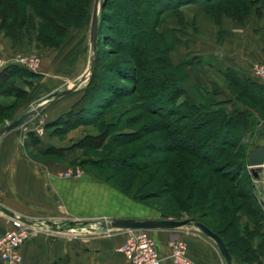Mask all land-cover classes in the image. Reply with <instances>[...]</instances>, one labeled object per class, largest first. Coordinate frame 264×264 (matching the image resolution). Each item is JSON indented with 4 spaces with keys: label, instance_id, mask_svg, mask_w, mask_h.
<instances>
[{
    "label": "trees",
    "instance_id": "1",
    "mask_svg": "<svg viewBox=\"0 0 264 264\" xmlns=\"http://www.w3.org/2000/svg\"><path fill=\"white\" fill-rule=\"evenodd\" d=\"M90 1L0 0V29L14 38L32 23V8L39 17L35 21L36 40L54 46L69 27L84 21ZM186 3L198 5L220 26L219 30L222 16L243 23L251 12L259 14L264 8V0H103L89 77L75 100L45 119L43 127L60 135L78 124L100 123L99 132H85L74 145L93 147L87 139H99L96 146L105 149L106 154L101 158L86 157L84 162L116 170L128 185L114 184L112 179L119 178L116 173L95 175L142 201L154 195L155 190L137 196L130 192V183L141 174L162 172V191L185 206L189 217L217 232L232 256L242 262H259L264 253V211L244 169L252 145L247 134L264 131V125H260L264 119V84L255 75H238L227 69V87L233 96L219 99L212 87L187 83V66L193 57L183 56L175 62L171 56L179 45L178 31L184 22L180 6ZM170 14L178 27H164ZM104 27L110 29L108 33ZM104 55L115 57L106 61ZM102 68L115 79L106 77ZM37 77L38 73L17 63L0 67L1 115L10 114L25 92L13 82L14 78L30 85ZM11 95L14 99L6 103L4 96ZM108 111L110 116L105 119ZM145 116L149 127L141 124L130 131L121 127L113 133L114 127L127 125V121L134 124ZM134 141L137 142L132 144ZM64 150L47 147L45 152L61 159ZM74 161L83 163L74 157L68 160L69 164ZM144 182L146 185L150 179ZM243 215L252 222V228L242 222ZM257 235L260 240L255 243Z\"/></svg>",
    "mask_w": 264,
    "mask_h": 264
},
{
    "label": "crops",
    "instance_id": "2",
    "mask_svg": "<svg viewBox=\"0 0 264 264\" xmlns=\"http://www.w3.org/2000/svg\"><path fill=\"white\" fill-rule=\"evenodd\" d=\"M180 9L184 22L178 31V46L184 56L193 57L187 66V83L212 87L219 99L232 97L225 70L254 76L253 70H245L247 65L264 60V8L259 14L251 12L243 23L222 16L221 30L198 5L186 3ZM163 24L164 27H178L172 14ZM13 47L0 31V57H9ZM46 54L50 60L56 56L52 62L41 63L38 69L32 70L39 77L29 88L30 100L57 90L72 75H80L85 61L89 59L86 55L90 52L85 54L83 45H72L49 49ZM65 97L61 95L50 101L45 114L51 117L57 114V110L53 109L66 102ZM261 124L264 125V121ZM37 127L18 130L14 127L0 134L1 205L30 219L52 221L64 217L100 219L113 216L151 217L155 214L153 208L91 172L81 170L75 177L62 176L61 171L70 165L68 160L75 153L64 150L60 159L52 152H45L46 148L67 147L83 135V124L68 128L62 136L49 133L43 125L40 130ZM258 132L260 130L252 132L253 136H259ZM250 177L255 197L264 211V167L258 180ZM6 219L0 211V233L8 224ZM241 220L252 228L253 224L247 216H242ZM85 226L91 229L59 232L40 226L20 245L22 257L18 264H125V256L119 247L127 236V229L103 228L98 222ZM151 230L162 253L168 252L169 239L180 237L186 241L187 254L193 264H226L215 242L192 224ZM259 240L260 236H255L254 242ZM163 264L176 263L166 258ZM232 264H264V253L260 254L259 262H242L232 256Z\"/></svg>",
    "mask_w": 264,
    "mask_h": 264
},
{
    "label": "rangeland",
    "instance_id": "3",
    "mask_svg": "<svg viewBox=\"0 0 264 264\" xmlns=\"http://www.w3.org/2000/svg\"><path fill=\"white\" fill-rule=\"evenodd\" d=\"M95 1L96 0H91L89 6H87L86 17H85L84 21L81 24H79L78 26L69 27L67 29L65 35L61 37L60 42L54 46L43 45L38 40H36V38H35V35H36L35 21H37L39 19V17L34 13L32 8H29L30 20L32 23L27 24L26 27L24 26L23 28L25 30L23 32L21 31V32L17 33L14 36V38H12L10 36H6L3 32V30L0 29V31L2 32V35L5 36L6 38H8L10 40V42L15 46V47L11 48V53H10L9 57H6L5 59H13L18 55H28V54L34 53L38 57V62H37V66H36V69H38V67L41 63L47 64L50 61L52 62V60L55 58L56 55L54 56V58H52V60H50V58H49L50 56L46 54V51L49 49H56V48L59 49L61 47L64 48L65 46H72V45H75V46L76 45H78V46L83 45L84 49H85V54L89 53L90 52L89 51L90 45H89V39H87V33H89L90 17H91L92 8H93ZM109 30L110 29H108V27H106L104 29V31H107V33L109 32ZM112 35H114V32H112ZM101 41H102V38H101ZM110 45H112V44H110ZM111 55H104L103 56L104 60L108 61L109 59H113V57H115V56H111ZM86 56H89V55H86ZM171 56H172L173 60L176 62V61L180 60V58L184 55L178 46V47H176L175 50L174 49L172 50ZM87 60H89V59H87ZM9 62L15 63L14 61H10V60L6 63H9ZM255 63H257V62H255ZM255 63H253L251 65L248 64L245 70L248 72L252 71V67ZM22 67H25V66L22 65ZM86 67H87V61H85L84 69H83V71H81V74L79 73L80 75H77V74L72 75L70 80L62 82L60 88L64 87L65 85H69L71 83H74V82L78 83V86L74 89H71L68 93L64 94V97L66 95V97L64 98V99H66L65 100L66 102H62L61 105L56 106V108L53 109V110H57V113L61 112L66 107H68V105L73 100H75V98L79 95V91H81V88L85 84L87 77H89V76H87L84 80L79 81V78L85 72ZM26 69L30 70L29 68H26ZM101 71H102V73H104V75L106 77L115 79V77L112 74H110L109 72H105V68H102ZM20 79L14 78L13 82L20 85L21 87H23V89H25V92L22 93V100L16 101V103L13 105V108L11 110L12 112L10 114H6L5 112L2 115L0 114V125L4 124L5 122H7L11 119H13L24 109L37 104L39 101H41L48 94V93H46L43 95H39L37 97L35 96L32 100H30V96L28 95L29 88L31 87L32 83L38 79V77L33 78V79L31 78L32 83L30 85H28V83H22V81ZM118 82H120V79ZM121 83H125V82L121 81ZM126 83H127V85H129V82H126ZM60 88H58V89H60ZM12 99H14L12 95L11 96H4V98H3V100L6 103L9 100L12 101ZM55 99H57V98H54L53 101ZM122 99H126V98H122ZM50 101H52V100H50ZM50 101L48 103H46L39 111H37L35 114H33L28 120H26L24 123L18 125L14 129H17V130L18 129H26V127L30 128L31 126L32 127L40 126V128H42L44 120L51 117L50 115H48V113L45 114V111H47V109H48L47 106L50 103ZM66 103H68V104H66ZM16 108L18 111L15 110ZM13 113H15V115ZM133 113L134 112H131V115H133ZM127 115H130V113ZM109 116H110V112L108 111L103 117H105V119H107ZM146 119H147V116L139 119L134 124H132V123L129 124V121H127L129 126H128V124L127 125L122 124V126L121 125L116 126L113 128V133L115 131H118V129H121V127H122V129H124L126 131H130L134 127L137 128L141 124L149 127L151 125L149 123L150 121H148ZM261 121H264V119H262ZM261 121H260V123H261ZM100 125H101L100 123H98V124L92 123V124L84 125L83 134L85 132L92 133V134L99 132V130L101 128ZM64 132L59 133L60 134L59 136H62ZM247 136L249 138L248 142H250V144H252L250 147H252L255 143H260L264 140V135H259V136L254 135L253 136L252 132L248 133ZM98 140L99 139L96 140V138L87 139L86 142L87 143H93V144H91V146H93V147L75 146L74 143L77 140L72 141L67 147H64L67 151H69V152L73 151V153H75L74 154L75 159L83 160V163H81L82 165H79L74 161V163H70V165H68L65 169L73 168L76 166L81 170H83L82 168H84V169H87V170L91 171L92 173L97 174L99 176H105L107 174L116 173L119 178H116L115 180L112 179L113 183L118 185V186L125 187L126 185H128V180L123 182L122 179L120 178V174L116 170H114L112 168H99V167H97V165L84 162V159L86 157H92V158H99L100 157L101 158L106 154L105 149L96 146L98 143V142L96 143V141H98ZM136 142L137 141H134L132 144H134ZM156 155L160 156L161 154L158 153ZM247 172L251 176L250 172L248 171V167L246 170L244 169V173H247ZM149 174L150 173H148V172L145 175L141 174L140 177L136 178V181L130 183L129 189H130V192L134 193L137 196L143 195V193H145L147 191L151 192L152 190H155L154 195H151L149 197H146L142 201H139L141 203H144L146 206L154 209L155 214L151 215V217H157L160 215V213H164V214H166L167 217H171V218L189 217V213L187 212V209L185 206L180 205V203H178L174 199V197L171 196V194L169 195V194L165 193L164 191H162V188L164 187V183L160 182V181H162V177L160 178L159 175H163V173L159 172L158 175L157 174L152 175V173H151V176H149ZM149 179H150V182H146V185H144V183H145L144 180L147 181ZM250 180H251V177H250ZM251 183H252V181H251ZM138 185H139V188H138ZM140 186H141V188H140ZM253 193H254V191H253ZM182 195H184V194L182 193ZM167 212L175 213L174 215H176L177 217H174L172 214H168ZM243 216H246V215H243ZM6 218H7V216H6ZM73 219H75V218L74 217L60 218L59 221H54L56 228H53V229L49 228L43 222L42 223L44 225L43 224L42 225L44 228L59 231V232H73V231H79V230L85 231L86 229H91V227H86L85 225L78 224V223L77 224H68V221L73 220ZM80 219H82V218H80ZM83 219L89 220L90 222L87 223L89 225L92 224L93 222L98 221V219L93 218V217L83 218ZM100 219H108V218H100ZM6 222H7V219H6ZM263 224H264V222H263ZM5 227H7V226H5ZM262 228H263V226H262ZM262 228H261V230H262ZM21 257H22V255H21ZM19 262L20 261H18L16 264H18Z\"/></svg>",
    "mask_w": 264,
    "mask_h": 264
},
{
    "label": "water",
    "instance_id": "4",
    "mask_svg": "<svg viewBox=\"0 0 264 264\" xmlns=\"http://www.w3.org/2000/svg\"><path fill=\"white\" fill-rule=\"evenodd\" d=\"M102 7H103V0H96L94 2L90 17V25H89V45H90L89 60H87L86 70L80 76L79 81H82L87 76H89L91 69L93 67L94 57L96 54L98 20ZM77 86L78 83L74 82L69 85H65L64 87L58 90L49 92L37 104L24 109L16 117L0 125V134L24 123L50 100H53L54 98H57L61 95H64L65 93H68L71 89H74ZM259 135H264V131H260ZM263 163H264V140L260 143H255L252 147L248 149L247 152L246 165L248 167V171L250 172L251 176L256 180L260 178V171L262 169ZM0 211L4 213L6 216L18 217L19 219H21L26 223H35L38 225H42L44 223L51 229L56 228L55 223L52 220L30 219L28 217L15 214L13 211H11L10 209L6 208L1 204H0ZM89 222L90 221L86 219L75 218L73 220H69L68 224L78 223L85 225ZM97 222L101 227L108 229H113V228L173 229L186 224H192L215 242L226 264H232V255L229 252L227 246L225 245L222 237L217 232L213 231L208 225L195 219L194 217L171 218V217H167L166 214L164 213H160V215L157 217L113 216L108 219H98Z\"/></svg>",
    "mask_w": 264,
    "mask_h": 264
},
{
    "label": "built area",
    "instance_id": "5",
    "mask_svg": "<svg viewBox=\"0 0 264 264\" xmlns=\"http://www.w3.org/2000/svg\"><path fill=\"white\" fill-rule=\"evenodd\" d=\"M9 60L30 70H35L38 57L34 53L18 55L13 59L0 57V66ZM252 70L264 84V60L255 63ZM37 129L40 130V126ZM262 167H264V163ZM80 173L81 169L76 166L61 171L64 177H75ZM7 223V227L0 233V264H16L21 259L20 245L42 225L26 223L18 217L11 216H7ZM127 231V236L119 247L125 256V264H163L166 258H170L176 264H193L187 254L186 241L182 238L169 239L167 242L168 252L162 253L151 229L133 228L127 229Z\"/></svg>",
    "mask_w": 264,
    "mask_h": 264
}]
</instances>
